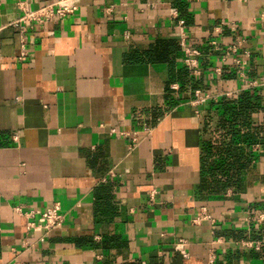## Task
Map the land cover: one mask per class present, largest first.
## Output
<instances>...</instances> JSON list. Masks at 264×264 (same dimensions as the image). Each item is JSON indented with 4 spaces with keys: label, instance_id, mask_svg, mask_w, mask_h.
I'll use <instances>...</instances> for the list:
<instances>
[{
    "label": "crops",
    "instance_id": "crops-1",
    "mask_svg": "<svg viewBox=\"0 0 264 264\" xmlns=\"http://www.w3.org/2000/svg\"><path fill=\"white\" fill-rule=\"evenodd\" d=\"M17 1L0 0V264H207L211 251L214 264H264L234 243L252 231L246 217L264 213V0H79L28 32L23 59ZM179 20L202 53L199 76L183 65ZM220 23L235 32L211 35ZM211 39L240 42L254 86L242 88L233 55ZM169 41L168 60L147 56ZM196 89L210 99L193 105ZM243 91L259 103L244 145L252 158L239 183L212 193L201 187L202 143L213 139L214 104ZM52 202L64 221L40 241L27 226ZM203 213L212 220L193 222ZM252 234L264 239V222Z\"/></svg>",
    "mask_w": 264,
    "mask_h": 264
},
{
    "label": "built area",
    "instance_id": "built-area-1",
    "mask_svg": "<svg viewBox=\"0 0 264 264\" xmlns=\"http://www.w3.org/2000/svg\"><path fill=\"white\" fill-rule=\"evenodd\" d=\"M79 0H54L50 3H46L40 5L36 8L28 7L23 1H17L16 5L18 8V15L12 25L16 28L19 44H20V52L19 59H23L28 55L29 50L26 48L27 34L29 31L42 28L46 26L53 19L64 20L65 18L72 15L78 9ZM229 26L232 32H235V26L228 25L225 23H220L217 27L212 30L211 35L218 34L221 28ZM177 32L176 38L178 42V46L182 53V61L183 65L191 71L195 76H199L202 71L200 67L199 58L202 56V53L196 48L192 47L188 44V39L186 33L184 31V21L179 20L177 23ZM209 44L213 47L214 50H222L227 54L233 55L230 62L233 65V68L236 70L237 75L241 79V81L246 84L242 88L247 89L254 86V82H248L246 79V61L245 57L248 56L247 52L239 53L240 42H234L228 45H223L220 47L218 45L217 40L211 39ZM217 64L212 68V72L217 77H221L223 73V66L228 62L226 56H220L217 58ZM225 97H230L231 93H224ZM210 99V95L206 93L202 89H196L193 92V105H200ZM148 131V129H144ZM125 135L126 133H122ZM131 141L133 145L137 143L136 133L133 134ZM257 149L256 147L252 148V150ZM28 219L34 218V211H27L23 213ZM246 223L248 225L250 235L247 239H242L235 241L234 243L238 245L240 248L250 249L252 251L260 252L262 247L264 246V239H257L255 234H252L253 231L258 230L264 222V213H258L249 215L246 217ZM203 219H211V217L207 213H203L197 216L193 222H197L198 220ZM64 221V215L61 212V207L58 202H52L48 205L44 211H42L38 216V223L29 222L27 228L33 229L35 231L41 232L40 241H43L45 237L49 235L53 230L58 229L62 226ZM174 250L178 252L183 258L187 257L186 252V242L183 239H179L175 245ZM215 262V254L213 251L210 252L208 256L207 264H214Z\"/></svg>",
    "mask_w": 264,
    "mask_h": 264
},
{
    "label": "trees",
    "instance_id": "trees-1",
    "mask_svg": "<svg viewBox=\"0 0 264 264\" xmlns=\"http://www.w3.org/2000/svg\"><path fill=\"white\" fill-rule=\"evenodd\" d=\"M175 45V41H169L166 49L151 51L147 56L153 61L168 60L170 48L174 49ZM179 81L185 83L186 76H179ZM256 96L243 91L237 98L224 97L214 104L217 123L212 130L213 139L202 143V188L216 193L239 183V173L248 166L252 158L245 152L244 145H250L255 136L256 130L251 126L250 116L258 108ZM259 253L264 261V246Z\"/></svg>",
    "mask_w": 264,
    "mask_h": 264
}]
</instances>
